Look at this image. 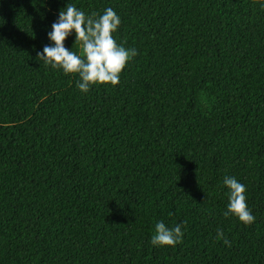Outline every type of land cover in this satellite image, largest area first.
I'll use <instances>...</instances> for the list:
<instances>
[{"label":"trees","instance_id":"1","mask_svg":"<svg viewBox=\"0 0 264 264\" xmlns=\"http://www.w3.org/2000/svg\"><path fill=\"white\" fill-rule=\"evenodd\" d=\"M68 2L137 55L82 93L35 58L66 0H0V264H264V0Z\"/></svg>","mask_w":264,"mask_h":264},{"label":"clouds","instance_id":"2","mask_svg":"<svg viewBox=\"0 0 264 264\" xmlns=\"http://www.w3.org/2000/svg\"><path fill=\"white\" fill-rule=\"evenodd\" d=\"M264 8V2L260 4ZM121 23V18L112 7L101 12L86 14L75 3L68 2L59 9L55 20L46 31L48 43L35 50V58L45 66L59 69L64 74H76L79 78L75 87L87 93L96 84L117 85L120 73L126 63L137 55V50L117 43L113 36ZM73 37L79 52L65 46V40ZM222 185L226 187L227 204L224 216L233 215L247 225L255 220L246 202V186L234 176L224 175ZM182 223L166 225L163 220L154 223L150 237L153 246H175L183 238ZM223 237V233H219ZM230 246V241L223 238Z\"/></svg>","mask_w":264,"mask_h":264}]
</instances>
